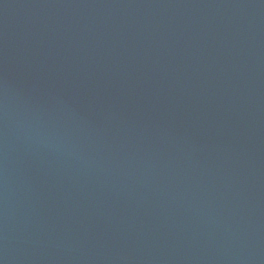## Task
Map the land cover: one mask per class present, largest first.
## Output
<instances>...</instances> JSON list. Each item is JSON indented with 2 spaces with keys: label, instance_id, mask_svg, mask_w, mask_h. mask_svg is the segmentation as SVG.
Instances as JSON below:
<instances>
[{
  "label": "water",
  "instance_id": "obj_1",
  "mask_svg": "<svg viewBox=\"0 0 264 264\" xmlns=\"http://www.w3.org/2000/svg\"><path fill=\"white\" fill-rule=\"evenodd\" d=\"M0 264H264V0H0Z\"/></svg>",
  "mask_w": 264,
  "mask_h": 264
}]
</instances>
